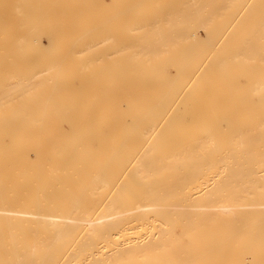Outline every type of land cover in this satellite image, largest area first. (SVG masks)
<instances>
[{"label": "bare ground", "instance_id": "obj_1", "mask_svg": "<svg viewBox=\"0 0 264 264\" xmlns=\"http://www.w3.org/2000/svg\"><path fill=\"white\" fill-rule=\"evenodd\" d=\"M0 264H264V0H0Z\"/></svg>", "mask_w": 264, "mask_h": 264}, {"label": "rangeland", "instance_id": "obj_2", "mask_svg": "<svg viewBox=\"0 0 264 264\" xmlns=\"http://www.w3.org/2000/svg\"><path fill=\"white\" fill-rule=\"evenodd\" d=\"M106 2L108 1V0H105Z\"/></svg>", "mask_w": 264, "mask_h": 264}]
</instances>
